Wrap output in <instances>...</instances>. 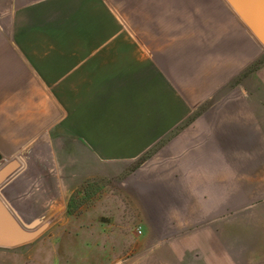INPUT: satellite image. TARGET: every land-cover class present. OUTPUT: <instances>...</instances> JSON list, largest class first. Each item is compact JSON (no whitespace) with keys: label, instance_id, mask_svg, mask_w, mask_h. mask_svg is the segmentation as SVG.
<instances>
[{"label":"crops","instance_id":"crops-1","mask_svg":"<svg viewBox=\"0 0 264 264\" xmlns=\"http://www.w3.org/2000/svg\"><path fill=\"white\" fill-rule=\"evenodd\" d=\"M10 162L24 224L126 172L138 241L105 264H264V43L228 0H0Z\"/></svg>","mask_w":264,"mask_h":264},{"label":"rangeland","instance_id":"rangeland-1","mask_svg":"<svg viewBox=\"0 0 264 264\" xmlns=\"http://www.w3.org/2000/svg\"><path fill=\"white\" fill-rule=\"evenodd\" d=\"M125 173L93 178L77 190L66 212L51 220L31 242L33 253L26 264H105L113 249L119 251L115 255L130 250L138 241V218L135 206L118 184Z\"/></svg>","mask_w":264,"mask_h":264},{"label":"water","instance_id":"water-1","mask_svg":"<svg viewBox=\"0 0 264 264\" xmlns=\"http://www.w3.org/2000/svg\"><path fill=\"white\" fill-rule=\"evenodd\" d=\"M245 20L250 29L264 43V0H228ZM15 162L0 168V185L13 172ZM49 219L42 224L34 221L22 223L6 206L0 194V245L13 246L37 238L49 225ZM38 225V226H37Z\"/></svg>","mask_w":264,"mask_h":264},{"label":"built area","instance_id":"built-area-1","mask_svg":"<svg viewBox=\"0 0 264 264\" xmlns=\"http://www.w3.org/2000/svg\"><path fill=\"white\" fill-rule=\"evenodd\" d=\"M139 232H141L140 229H139Z\"/></svg>","mask_w":264,"mask_h":264}]
</instances>
